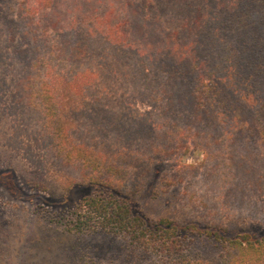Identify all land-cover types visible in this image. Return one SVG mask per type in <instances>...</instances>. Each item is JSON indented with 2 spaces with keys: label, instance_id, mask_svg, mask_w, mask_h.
I'll return each instance as SVG.
<instances>
[{
  "label": "trees",
  "instance_id": "16d2710c",
  "mask_svg": "<svg viewBox=\"0 0 264 264\" xmlns=\"http://www.w3.org/2000/svg\"><path fill=\"white\" fill-rule=\"evenodd\" d=\"M115 1L128 7V25L114 24L112 3L101 17L88 19L93 23L71 15L82 10L78 5L68 13L72 19L65 33L56 31L52 40L43 38L39 18L26 1L18 3V20L0 11V29L6 19L12 38L19 35L33 47V76L27 78L28 94L19 99L27 100L28 119L43 139L42 148L67 172L65 183L95 189L65 218L66 231L123 237L131 251L152 257L154 264H205L188 251L195 235L224 242L223 264H264V237H224L209 211L204 224L192 220L181 227L168 218L148 220L130 202L156 157L179 167L180 154L193 145L203 148L206 160L221 161L232 146L235 160L243 157L248 131H256L257 144L264 141V0ZM43 46L48 60L41 55ZM18 54L27 58L25 50ZM59 60L64 61L55 63ZM121 64L138 83L133 92L159 107L155 115L129 113L119 119L127 127L112 128L103 124L111 125L116 112L102 102L110 87L102 79L110 81L111 70ZM43 69L54 70L53 78L59 74L60 85L43 82ZM173 179L163 178L166 192Z\"/></svg>",
  "mask_w": 264,
  "mask_h": 264
},
{
  "label": "rangeland",
  "instance_id": "374dc122",
  "mask_svg": "<svg viewBox=\"0 0 264 264\" xmlns=\"http://www.w3.org/2000/svg\"><path fill=\"white\" fill-rule=\"evenodd\" d=\"M22 1H26L39 18L41 32L45 34L43 38L48 40L53 39L56 31H59L58 35L65 33L67 21L72 19L68 13L78 5L82 10L71 12L77 20L87 18V23H93L88 19L101 17L106 4L112 3V9L117 11L114 24H129L125 19L128 7L124 9L115 0H97L101 5H97L96 0H5L0 3V11L6 12L10 19L18 20V3ZM25 22L22 24L28 27L29 21ZM1 23L0 264H154L152 257L131 251L123 237L103 232L83 235L66 231L65 218L84 199L91 197L95 189L65 183L67 172L42 148L43 139L36 134L33 119H28L31 110L26 105L27 100L19 99L28 94L24 91L27 78L33 76V47L19 35L12 38L13 32L6 19ZM22 24L16 28L18 33L22 31ZM126 29L131 30V25ZM20 50L27 51L24 61L19 58ZM41 51L48 60L46 46L41 47ZM121 65L117 71L111 70L110 81L102 79L110 85L102 102L113 106L116 118L111 125L110 122L101 123L112 128L127 127L129 123L119 119L128 117L129 113L133 117L147 112L155 115L159 107L133 92L138 83L123 73L126 65ZM99 70L101 73L103 66ZM53 71L43 69L41 79L60 85L59 74L54 78L50 76ZM255 139L256 131H248L245 137L248 144L245 142L241 146L243 157L235 160L230 155L232 146L225 152L227 158L213 161L212 158L206 160L202 147L193 145L186 154H180L179 167L176 162L161 156L154 158L147 165L140 192L130 199L135 212L152 221L168 218L183 227L192 220L204 224L209 211L208 215H213L210 219H215L222 227L220 231L224 237L246 235L250 240L261 239L264 237V141L257 144ZM134 171L129 176V190ZM163 178H174V184L167 192ZM188 243V251L194 260L223 264L224 242L195 235L189 237Z\"/></svg>",
  "mask_w": 264,
  "mask_h": 264
}]
</instances>
